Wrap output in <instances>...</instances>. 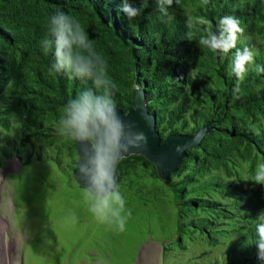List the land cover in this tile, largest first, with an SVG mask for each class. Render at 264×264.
Here are the masks:
<instances>
[{
  "label": "trees",
  "instance_id": "1",
  "mask_svg": "<svg viewBox=\"0 0 264 264\" xmlns=\"http://www.w3.org/2000/svg\"><path fill=\"white\" fill-rule=\"evenodd\" d=\"M123 2L0 0V148L8 151L5 159L17 156L22 168L53 147V162L63 166L69 158L74 175L79 162L75 140L58 131L64 106L90 90L94 99H111L126 112L134 86L145 84L161 141L174 133L193 135L213 120L211 130L197 146L187 148V156L166 180L140 154L116 165L119 193L121 186L134 188L141 202L148 201L141 196L143 185L132 178L138 169L171 189L179 226L162 251L177 252L163 264H188L202 257V247L188 251V241L220 249L204 264H264L257 258L264 185L249 182L260 158L264 160V72L257 71L264 67V0H173L165 5L167 15L159 11L157 0H127L138 9L131 19L121 10ZM57 11L81 24L87 47L73 44L72 51L74 57L83 53L92 61L91 77L54 67L56 37L49 29ZM224 16L236 18L243 29L236 46L222 53L199 45L200 36L215 31ZM202 19L208 24H201ZM49 43L52 48L45 53L43 45ZM245 47L254 59L238 81L231 65L236 51ZM97 53L107 62V75H101ZM96 77L115 87L110 82L97 87ZM237 83L239 92H234ZM246 161L252 164L246 167Z\"/></svg>",
  "mask_w": 264,
  "mask_h": 264
},
{
  "label": "rangeland",
  "instance_id": "2",
  "mask_svg": "<svg viewBox=\"0 0 264 264\" xmlns=\"http://www.w3.org/2000/svg\"><path fill=\"white\" fill-rule=\"evenodd\" d=\"M6 150L0 148V264H163L177 252L162 251L179 226L171 189L159 179L153 182L148 171L138 169L137 176L132 175L143 185L141 196L147 202L137 198L134 188L119 187L125 214L131 212L124 231H119L88 210L86 189L76 181L69 158L58 166L49 147L44 159L34 156L21 168L17 156L5 159ZM242 173L246 175L245 169ZM249 182L243 184L251 186ZM187 244L188 251L192 246L205 251L188 264H204L220 254L214 246Z\"/></svg>",
  "mask_w": 264,
  "mask_h": 264
},
{
  "label": "clouds",
  "instance_id": "3",
  "mask_svg": "<svg viewBox=\"0 0 264 264\" xmlns=\"http://www.w3.org/2000/svg\"><path fill=\"white\" fill-rule=\"evenodd\" d=\"M173 0H157L160 12L167 15L165 5L171 6ZM207 4L208 0H204ZM121 10L131 19L138 14V9L132 7L124 0ZM52 27L49 29L56 37L55 57L56 70H69L75 73V77L87 74L92 76V61L86 59L83 53L73 56L72 45L78 44L87 47L88 41L84 30L75 18L57 11L50 18ZM201 24H208L207 20H201ZM239 21L232 16L219 18L215 31H206L200 36L198 43L212 51L222 53L229 52L236 46L237 34L242 33ZM44 47L45 53L51 50V44ZM100 63L103 65L101 75H107V62L97 53ZM253 52L245 47L237 50L231 65L232 72L239 80L243 79L246 71L245 65L252 63ZM257 71L264 72V67H258ZM104 81L99 77L93 79V83L99 87ZM137 86V85H135ZM139 86V85H138ZM234 92H239V83ZM77 99L68 101L64 106L66 116H61L58 122V131L61 135L70 134L71 138L80 143H88L89 149L94 154L89 158L90 168L83 164L81 156L80 174L89 176V183L85 185L84 199L88 204V210L101 223L115 225L119 231H124L127 218L131 216L128 211L125 214V201L118 191L115 183V165L118 157L127 152L131 147L137 146V141L143 140V133L125 131V127L115 110L113 100L103 97L93 98L91 91L77 94ZM253 182L264 185V163L258 164L252 178ZM264 217V213H261ZM76 217L71 216L74 223ZM259 241L257 243V258L264 260V223L257 225Z\"/></svg>",
  "mask_w": 264,
  "mask_h": 264
},
{
  "label": "water",
  "instance_id": "4",
  "mask_svg": "<svg viewBox=\"0 0 264 264\" xmlns=\"http://www.w3.org/2000/svg\"><path fill=\"white\" fill-rule=\"evenodd\" d=\"M116 113L124 124L125 131L143 133V140L137 141V146L123 152L117 159L116 165L123 157L131 154H140L152 162L160 179L166 180L174 173L183 159L187 156V148L195 147L201 139L211 130L213 120H208L193 135L174 133L167 135L163 141L156 129V117L149 111L145 98V84L134 86L131 106L126 112L115 106ZM79 154V162L74 170L78 183L85 187L89 183V176L80 174L81 156L86 168H90L89 158L94 153L90 151L88 143L75 140ZM115 165V168H116ZM115 183L117 174L115 169Z\"/></svg>",
  "mask_w": 264,
  "mask_h": 264
},
{
  "label": "bare ground",
  "instance_id": "5",
  "mask_svg": "<svg viewBox=\"0 0 264 264\" xmlns=\"http://www.w3.org/2000/svg\"><path fill=\"white\" fill-rule=\"evenodd\" d=\"M0 230H1V223H0ZM0 236H1V232H0ZM2 248V247H1ZM0 248V249H1ZM3 249V248H2ZM4 250H5V248H4ZM3 251V250H2ZM4 254V253H3ZM2 262H3V260H2Z\"/></svg>",
  "mask_w": 264,
  "mask_h": 264
}]
</instances>
